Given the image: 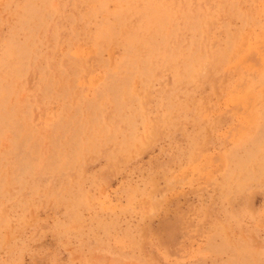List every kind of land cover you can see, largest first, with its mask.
Listing matches in <instances>:
<instances>
[{
	"label": "rangeland",
	"instance_id": "374dc122",
	"mask_svg": "<svg viewBox=\"0 0 264 264\" xmlns=\"http://www.w3.org/2000/svg\"><path fill=\"white\" fill-rule=\"evenodd\" d=\"M0 86V264H264V0H0Z\"/></svg>",
	"mask_w": 264,
	"mask_h": 264
},
{
	"label": "bare ground",
	"instance_id": "6f19581e",
	"mask_svg": "<svg viewBox=\"0 0 264 264\" xmlns=\"http://www.w3.org/2000/svg\"><path fill=\"white\" fill-rule=\"evenodd\" d=\"M150 3H151V1H150ZM160 5V4H159ZM126 8V7H125ZM31 13V12H30ZM120 15V14H119ZM203 30V29H202ZM13 41V40H12ZM228 45V44H227ZM230 49V48H229ZM6 50V49H5ZM4 52V51H3ZM229 52V51H228ZM226 54V53H225ZM200 55H202V54H200ZM227 55V54H226ZM24 56V55H23ZM12 58V57H11ZM25 58V57H24ZM226 58H228V57H226ZM197 59V58H196ZM220 60V59H219ZM227 60V59H226ZM187 61V60H186ZM5 62V61H4ZM15 63H16V61H14ZM3 63V62H2ZM15 66V65H14ZM20 66V65H19ZM194 66V65H193ZM24 70V69H23ZM192 71V70H191ZM260 74H261V72H260ZM6 79V78H5ZM1 87V86H0ZM251 88V87H250ZM9 101V100H8ZM1 111V110H0ZM143 120V119H142ZM2 121V120H1ZM144 121V120H143ZM142 122V121H141ZM260 125H262L261 123H260ZM8 126V125H7ZM6 127V126H5ZM10 127V126H9ZM145 127V126H144ZM260 127V126H259ZM258 127V128H259ZM257 128V129H258ZM262 137H264V132L262 131V129H260V130H258V132H257V134H255V139H258L257 141H261V140H264V139H262ZM126 138H128V141H130V139L132 138L130 135H129V133L127 134V136H126ZM253 138H254V136H253ZM260 138H261V140H260ZM249 140V139H248ZM248 140H246V141H248ZM250 141H252V140H250ZM256 141H254V143H255ZM130 143V142H129ZM258 143V142H257ZM258 144H260V143H258ZM254 145V144H253ZM256 148H257V146H255ZM259 148V147H258ZM261 148V147H260ZM250 156H251V154H250ZM249 156V157H250ZM248 157V156H247ZM253 160V159H252ZM255 160V159H254ZM252 162V161H251ZM250 162V163H251ZM256 164V163H255ZM242 165V164H241ZM250 165H252V164H250ZM258 165V164H257ZM230 166V165H229ZM228 166V167H229ZM255 166V165H254ZM246 167V166H245ZM262 168V167H261ZM251 169H253V168H251ZM245 170H246V168H245ZM244 170V171H245ZM260 170V169H259ZM248 171H250V168H249V170ZM247 171V172H248ZM254 170H251V172H253ZM250 173V172H249ZM252 174V173H251ZM252 175H254V173L252 174Z\"/></svg>",
	"mask_w": 264,
	"mask_h": 264
}]
</instances>
